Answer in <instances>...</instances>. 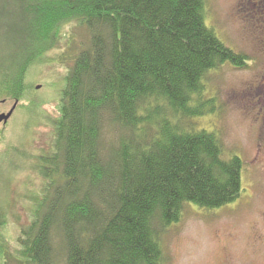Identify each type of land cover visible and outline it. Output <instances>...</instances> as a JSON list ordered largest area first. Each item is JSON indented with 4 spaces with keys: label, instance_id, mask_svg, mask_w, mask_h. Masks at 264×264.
<instances>
[{
    "label": "trees",
    "instance_id": "16d2710c",
    "mask_svg": "<svg viewBox=\"0 0 264 264\" xmlns=\"http://www.w3.org/2000/svg\"><path fill=\"white\" fill-rule=\"evenodd\" d=\"M12 2L19 14L8 24L19 35L0 56L4 102L39 107L30 69L64 26L88 39L71 57L52 151L35 160L44 184L10 257L165 264L162 236L188 206L210 211L241 196L244 161L227 156L218 131L199 127L215 108L202 97L208 74L228 63L244 69L248 58L207 26L205 0Z\"/></svg>",
    "mask_w": 264,
    "mask_h": 264
},
{
    "label": "rangeland",
    "instance_id": "374dc122",
    "mask_svg": "<svg viewBox=\"0 0 264 264\" xmlns=\"http://www.w3.org/2000/svg\"><path fill=\"white\" fill-rule=\"evenodd\" d=\"M12 1L0 0V34L14 35L0 37V56L13 49L10 41L19 35L8 24L19 14ZM205 1L207 26L226 47L248 58L244 69L228 63L208 74L202 97L215 108L199 127L218 131L227 156L244 161L243 191L219 209L188 206L162 236L165 264H264V0ZM87 39L85 29L64 26L57 46L27 76L39 107L18 105L10 120L0 123V243L8 253L6 264H19L10 256L30 225L34 195L44 184L35 160L52 151V122L59 117L71 57ZM5 101L0 100V115L16 104Z\"/></svg>",
    "mask_w": 264,
    "mask_h": 264
},
{
    "label": "water",
    "instance_id": "95a60500",
    "mask_svg": "<svg viewBox=\"0 0 264 264\" xmlns=\"http://www.w3.org/2000/svg\"><path fill=\"white\" fill-rule=\"evenodd\" d=\"M17 105H18V103H16L14 106H13V108L11 109V111L8 113V114H2V115H0V123H4V124H6L9 120H10V118L12 117V115L14 114V111L16 110V108H17Z\"/></svg>",
    "mask_w": 264,
    "mask_h": 264
}]
</instances>
